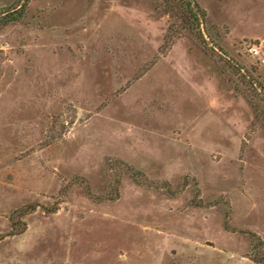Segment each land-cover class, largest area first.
Listing matches in <instances>:
<instances>
[{"label": "rangeland", "instance_id": "374dc122", "mask_svg": "<svg viewBox=\"0 0 264 264\" xmlns=\"http://www.w3.org/2000/svg\"><path fill=\"white\" fill-rule=\"evenodd\" d=\"M0 0V264L264 259V0ZM205 41V42H203ZM263 243L254 249L257 239Z\"/></svg>", "mask_w": 264, "mask_h": 264}, {"label": "trees", "instance_id": "16d2710c", "mask_svg": "<svg viewBox=\"0 0 264 264\" xmlns=\"http://www.w3.org/2000/svg\"><path fill=\"white\" fill-rule=\"evenodd\" d=\"M27 0H18L16 3L6 12L3 19H5L4 24L17 20L21 17L26 8ZM178 18L184 24L187 30L192 34H196L202 40L201 29L205 20V12L202 10L195 0H178L177 4ZM205 42V41H203ZM256 238V236H253ZM257 239V243L253 244L254 249L258 246H262L263 243L260 239ZM251 260L258 264H264L263 258L252 257Z\"/></svg>", "mask_w": 264, "mask_h": 264}, {"label": "crops", "instance_id": "0c3cea01", "mask_svg": "<svg viewBox=\"0 0 264 264\" xmlns=\"http://www.w3.org/2000/svg\"><path fill=\"white\" fill-rule=\"evenodd\" d=\"M242 38L253 40V41H258V45L256 46L258 50L257 57L264 60V38H259V37H249V38L242 37Z\"/></svg>", "mask_w": 264, "mask_h": 264}, {"label": "built area", "instance_id": "2783aa9c", "mask_svg": "<svg viewBox=\"0 0 264 264\" xmlns=\"http://www.w3.org/2000/svg\"><path fill=\"white\" fill-rule=\"evenodd\" d=\"M248 52L250 53V54H252V55H255V56H257L258 55V50H257V47L256 46H252L251 48H249L248 49ZM258 60L260 61V62H264V60L263 59H261V58H258Z\"/></svg>", "mask_w": 264, "mask_h": 264}]
</instances>
